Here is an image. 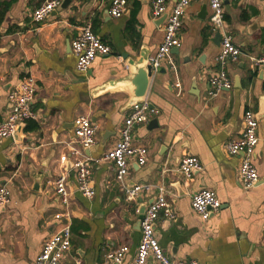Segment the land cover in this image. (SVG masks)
<instances>
[{
	"label": "crops",
	"instance_id": "1",
	"mask_svg": "<svg viewBox=\"0 0 264 264\" xmlns=\"http://www.w3.org/2000/svg\"><path fill=\"white\" fill-rule=\"evenodd\" d=\"M44 1L0 0V119L9 112L10 92L27 74L38 83L34 109L39 114L38 121L22 126L18 139L0 140V186L11 190V202L0 208V264H38L44 241L66 222L72 226V248L62 264H102L108 251L122 245L129 249L121 264H135L141 211L157 191L128 200L114 165L101 161L93 168L96 195L88 199L77 190L74 171L67 170L61 156L68 153L80 114L99 124L98 140L86 154L98 159L114 148L133 95L121 81L143 50L156 51L165 20L154 17L153 0H128L126 13L118 18L110 14L112 0H71L67 6L63 0L48 18L35 22L34 10ZM175 1L167 0L168 11ZM224 11L227 29L244 53L226 67L233 87L209 98L221 42L214 41L218 31L209 22V1L191 0L178 52L172 51L150 81L146 100L158 111L153 117L158 126L136 125V144L146 146L149 154L145 165L133 163L128 183L167 187L175 217L162 213L156 235L172 258L264 264V73L248 57L264 55V0H226ZM88 24L111 52L98 56L85 73L76 67L71 42ZM248 108L260 114L253 163L261 179L245 189L241 156L230 155L225 145L242 135ZM184 154L203 165L191 180L179 170ZM63 173L73 189L68 205L54 187ZM204 188L215 191L221 203L208 220L191 205L192 193ZM147 264L158 263L150 257Z\"/></svg>",
	"mask_w": 264,
	"mask_h": 264
},
{
	"label": "built area",
	"instance_id": "2",
	"mask_svg": "<svg viewBox=\"0 0 264 264\" xmlns=\"http://www.w3.org/2000/svg\"><path fill=\"white\" fill-rule=\"evenodd\" d=\"M210 7L209 22L214 30L221 33V49L217 56L218 70L211 74L209 82L211 89L209 98L219 95L224 90L233 87V80L228 75L227 65L238 61L244 55L241 47L235 42L227 29L225 20L224 3L226 0H208ZM63 0H45L33 13L35 22H42L56 10ZM128 0H112L110 14L116 18L123 16L128 8ZM191 0H176L172 9L168 11L167 0H153L152 12L155 18H160L167 13L164 23V36L156 51L149 55V62L153 71H158L162 63L169 58L172 51L181 45V29L183 16ZM71 49L77 58L76 67L80 72L87 73L98 56H105L111 48L88 24L80 29L78 36L72 40ZM251 65L264 70V55H248ZM180 84L178 83L177 86ZM38 83L32 74L23 77L19 87L9 94L10 109L8 114L0 119V140L15 138L19 127L29 121H38V111L34 109L37 96ZM158 111L145 100L130 108L129 114L120 128V139L112 150L103 157L94 159L86 154V149L94 146L98 140L99 124L90 116L80 114L74 120L73 136L67 142L68 153L61 156V161H72L75 184L77 190L86 198L92 199L96 195L93 180L94 165L101 161H109L115 167V175L128 200H136L143 192L156 190V197L151 202L141 218V241L137 248L135 264H147L152 257L158 264H198L195 260H176L166 253L156 235L155 224L164 213L169 219L175 217L167 195V187L163 184L150 183L129 185L128 177L133 163L145 165L148 161L149 149L144 145H137L134 129L136 125L149 123ZM244 130L237 139L229 140L225 148L230 155L241 156L239 167L240 180L245 189L258 185L261 177L253 163L256 147L260 141L257 114L246 109L243 114ZM203 169L200 159L191 154H184L180 162V172L185 179L191 180L197 171ZM57 195L64 205H68L73 189L67 173L61 174L54 182ZM11 202V190L0 186V208ZM191 205L194 211L208 220L220 208V200L215 191L204 188L192 193ZM58 214V218L65 217ZM72 248V226L70 222L62 225L61 229L48 237L37 257L38 264H62ZM127 245H122L117 250L108 251L102 264H121L128 251ZM76 264H82L80 260Z\"/></svg>",
	"mask_w": 264,
	"mask_h": 264
},
{
	"label": "water",
	"instance_id": "3",
	"mask_svg": "<svg viewBox=\"0 0 264 264\" xmlns=\"http://www.w3.org/2000/svg\"><path fill=\"white\" fill-rule=\"evenodd\" d=\"M71 2V0H65L64 6H67L69 3ZM207 6L205 5L203 7V16L204 14L207 13ZM167 17V13L165 15H163L161 17V20L164 21ZM221 33L220 31L217 32L216 37L214 39V41L217 44H220L221 42ZM174 51L178 52V47H176L174 49ZM149 51L148 50H143L140 57L138 59H135L131 62V70L129 75L123 79V81H121V84H125L128 85L129 87H131L132 89V96L130 99V103H129V107L131 108L133 105L135 104H141L142 102H144L146 100V95H147V91L150 85V81L153 77L154 71L152 68V65L149 62ZM262 72L264 73V70H262ZM151 107H153L152 105H150ZM257 118L260 119V114H257ZM158 126V120L152 119L149 122V129H152L154 127ZM22 131V125L19 127V129L17 130L16 134H15V138L18 139L19 135ZM89 149H86V151H88ZM72 161H70L68 163V167L67 170H70L72 168ZM179 184V185H178ZM176 187L178 188L179 192H180V183L176 184ZM147 208V205H145L144 209L141 211L142 214H144L145 210ZM139 224L141 225V220L139 221ZM157 228V224H155V229Z\"/></svg>",
	"mask_w": 264,
	"mask_h": 264
},
{
	"label": "trees",
	"instance_id": "4",
	"mask_svg": "<svg viewBox=\"0 0 264 264\" xmlns=\"http://www.w3.org/2000/svg\"><path fill=\"white\" fill-rule=\"evenodd\" d=\"M28 128H37V125H29Z\"/></svg>",
	"mask_w": 264,
	"mask_h": 264
},
{
	"label": "rangeland",
	"instance_id": "5",
	"mask_svg": "<svg viewBox=\"0 0 264 264\" xmlns=\"http://www.w3.org/2000/svg\"><path fill=\"white\" fill-rule=\"evenodd\" d=\"M228 70V69H227ZM228 72V71H227Z\"/></svg>",
	"mask_w": 264,
	"mask_h": 264
}]
</instances>
